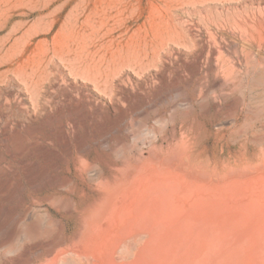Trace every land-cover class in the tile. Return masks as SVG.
Listing matches in <instances>:
<instances>
[{
	"label": "bare ground",
	"instance_id": "1",
	"mask_svg": "<svg viewBox=\"0 0 264 264\" xmlns=\"http://www.w3.org/2000/svg\"><path fill=\"white\" fill-rule=\"evenodd\" d=\"M224 91L123 92L127 115L118 90L77 97L28 141L29 188L44 194L23 205L0 264H264V119Z\"/></svg>",
	"mask_w": 264,
	"mask_h": 264
},
{
	"label": "rangeland",
	"instance_id": "2",
	"mask_svg": "<svg viewBox=\"0 0 264 264\" xmlns=\"http://www.w3.org/2000/svg\"><path fill=\"white\" fill-rule=\"evenodd\" d=\"M207 87L244 98L249 114L264 119V0H0V242L18 221L22 234L23 205L44 194L29 188V142L38 145L40 129L74 112L77 97L96 93L110 101L118 90L138 101L159 90L171 98ZM120 101L130 114L131 105ZM163 104L157 109L170 110ZM141 119L130 123L153 124Z\"/></svg>",
	"mask_w": 264,
	"mask_h": 264
}]
</instances>
